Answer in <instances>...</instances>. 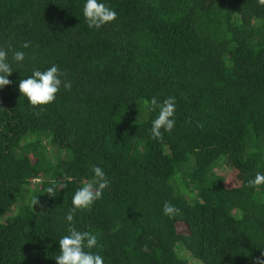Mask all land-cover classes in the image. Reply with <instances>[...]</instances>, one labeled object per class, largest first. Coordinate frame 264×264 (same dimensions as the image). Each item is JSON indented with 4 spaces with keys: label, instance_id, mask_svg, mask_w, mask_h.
<instances>
[{
    "label": "trees",
    "instance_id": "obj_1",
    "mask_svg": "<svg viewBox=\"0 0 264 264\" xmlns=\"http://www.w3.org/2000/svg\"><path fill=\"white\" fill-rule=\"evenodd\" d=\"M84 2L0 0L13 69L0 90V264H56L94 166L109 187L72 224L97 235L105 264H260L264 185L249 181L264 173V5L105 0L117 20L94 30ZM53 64L72 88L34 108L19 82ZM169 96L176 126L152 139L158 109L144 101Z\"/></svg>",
    "mask_w": 264,
    "mask_h": 264
},
{
    "label": "clouds",
    "instance_id": "obj_2",
    "mask_svg": "<svg viewBox=\"0 0 264 264\" xmlns=\"http://www.w3.org/2000/svg\"><path fill=\"white\" fill-rule=\"evenodd\" d=\"M259 3L264 5V0H259ZM83 16L88 28L94 30L113 24L117 20V12L105 0H85ZM22 47L26 49L29 44L25 42ZM13 60L17 64H22L25 60V53L23 51L14 52ZM12 73L13 69L8 62L7 52L0 49V90L11 84L9 77ZM18 88L21 96L25 97L32 107L43 108L56 101L62 88L70 90L72 83L66 79V73L53 64L43 71L33 69L30 76L19 82ZM144 106L152 112L158 109V114L151 121L152 139H162L164 133L173 131L176 126V98L174 96H169L162 102H158L153 97L151 100H145ZM92 173L93 179L82 183V186L76 189L72 196V208L66 215L70 226L67 229L68 234L58 240L59 254L54 257L56 264H105V257L92 251L98 246L97 235L90 231H80L72 224L75 213L91 209L102 198L104 190L109 187L110 181L101 167L94 166ZM249 184L257 188L264 185V173L258 172ZM66 187L63 179L56 180L47 192L52 194ZM36 203L37 201L34 200L33 204ZM162 212L164 216L172 218L179 212V209L170 202H166ZM260 264H264V261Z\"/></svg>",
    "mask_w": 264,
    "mask_h": 264
}]
</instances>
